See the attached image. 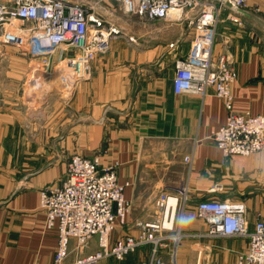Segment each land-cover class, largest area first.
<instances>
[{
  "label": "crops",
  "instance_id": "obj_1",
  "mask_svg": "<svg viewBox=\"0 0 264 264\" xmlns=\"http://www.w3.org/2000/svg\"><path fill=\"white\" fill-rule=\"evenodd\" d=\"M247 1L241 24L230 20L236 15L231 8L219 14L214 57L226 53L235 66L234 112L264 117V0ZM172 34L169 43H160L159 35ZM194 35L188 21L161 20L149 24L148 47L113 40L93 63L90 80L60 104L61 118L50 122L49 134L30 128L22 114L20 119L0 114V264H54L58 234L56 228H44L40 193L64 182L72 156L91 158L99 152L102 165L118 162L119 182L130 183L128 223L113 233L112 242L138 235L139 223L154 221L160 194H186L175 230L164 232L180 231L183 237L174 244L166 241L162 253L176 252L173 264H235L249 238H193L207 229L196 208L205 199L243 201L252 231L264 220V152L225 156L211 139L226 123L224 102L212 91L205 98L175 94L174 63L188 55ZM97 249L94 238L84 253ZM135 254L100 264H133Z\"/></svg>",
  "mask_w": 264,
  "mask_h": 264
},
{
  "label": "built area",
  "instance_id": "obj_2",
  "mask_svg": "<svg viewBox=\"0 0 264 264\" xmlns=\"http://www.w3.org/2000/svg\"><path fill=\"white\" fill-rule=\"evenodd\" d=\"M101 2L104 0L88 6L73 0L0 1V40L23 45L30 53L45 58L59 50H74L57 65L60 82L65 91L71 92L89 79L95 60L106 54L119 36L114 14L154 21L171 20L176 12L177 21H188L195 35L188 55L174 63L175 94L205 98L212 91L224 102L229 112L226 123L211 134V139L225 156L248 157L264 152V117L234 112L235 66L226 53L214 57L219 14L231 8L236 15L230 20L241 24L239 14L248 7L247 0H109V11L98 7ZM15 21L21 22L23 28H18ZM102 155L103 152L91 158L74 155L68 162L64 182L40 193V207L46 215L44 228H56L58 234L54 264H99L107 258L122 262L145 245L152 246V258L144 264H166L161 255L164 243H178L183 235L180 231L170 236L164 232L175 230L178 208L187 201V195L160 194L155 203L157 218L140 223L138 235H124L112 242L113 233L128 223L132 204L125 189L130 183L121 184L117 173L120 164L103 166ZM186 160L192 162L190 156ZM246 213L243 201L202 200L196 214L207 229L193 238H249L248 247L237 256L235 264H264V220H258L250 231ZM94 238L97 251L85 255ZM72 252L75 255L70 260Z\"/></svg>",
  "mask_w": 264,
  "mask_h": 264
},
{
  "label": "rangeland",
  "instance_id": "obj_3",
  "mask_svg": "<svg viewBox=\"0 0 264 264\" xmlns=\"http://www.w3.org/2000/svg\"><path fill=\"white\" fill-rule=\"evenodd\" d=\"M0 1L4 3L8 2L3 0ZM73 1L82 2L83 4H88V6L89 4L95 5V2H97V0ZM109 3V0H104L98 7H101V10H108L107 4ZM105 15L108 16L110 14L105 12ZM113 16L115 17L113 19L117 20L116 22L118 23L120 31L119 36L115 39L122 38L130 43L138 42L142 45L144 44L145 47L149 46L150 40L147 35L149 24L153 21L140 17L124 18L118 14H114ZM178 17L179 14L175 12L172 14L171 20L177 21ZM108 18L110 19V16H108ZM180 21L181 19L177 22ZM15 24L18 28H23L21 27V22L15 21ZM159 26L158 24L157 28ZM159 36L162 37L160 38L161 44L169 43L175 38L174 34ZM171 46L173 47V45ZM73 53L74 50L71 49L59 50L52 57L45 58L30 53L23 45L15 46L5 44L0 40V114H12L16 119H20L19 117L22 114L23 118L29 123L28 126L30 128L39 126L40 131L43 133H51V131L54 130L52 129L54 125L50 122L54 120L58 121V118H61L60 115L57 117L60 104L69 97V91H65L63 84L60 82L59 68L57 65H59L65 57L73 55ZM90 78L91 75L89 79H85L80 83L86 82L90 80ZM61 92H64V96L66 97H62ZM47 120L49 124H47ZM186 162L188 161L186 160ZM176 233L177 232H175V234ZM172 242L174 244V241ZM151 249V245L141 246L135 252L136 254L134 253L135 256L132 258V263H149L152 258ZM175 253L170 252V254L164 255L161 251L163 259L165 258L164 262L166 264H173L172 261Z\"/></svg>",
  "mask_w": 264,
  "mask_h": 264
}]
</instances>
